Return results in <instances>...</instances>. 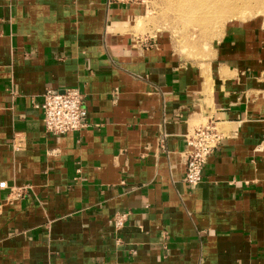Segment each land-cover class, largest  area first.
Masks as SVG:
<instances>
[{
	"label": "crops",
	"instance_id": "obj_1",
	"mask_svg": "<svg viewBox=\"0 0 264 264\" xmlns=\"http://www.w3.org/2000/svg\"><path fill=\"white\" fill-rule=\"evenodd\" d=\"M144 16L0 0V264H264V43L228 25L189 60ZM46 87L78 88L88 125L48 133ZM207 122L223 137L192 187L184 136Z\"/></svg>",
	"mask_w": 264,
	"mask_h": 264
},
{
	"label": "rangeland",
	"instance_id": "obj_2",
	"mask_svg": "<svg viewBox=\"0 0 264 264\" xmlns=\"http://www.w3.org/2000/svg\"><path fill=\"white\" fill-rule=\"evenodd\" d=\"M232 11L212 15L209 0H150L145 16L137 20L142 33H158L179 56L189 60L209 58L215 41L228 25L250 27L264 43V0H223ZM245 30V31H246Z\"/></svg>",
	"mask_w": 264,
	"mask_h": 264
},
{
	"label": "built area",
	"instance_id": "obj_3",
	"mask_svg": "<svg viewBox=\"0 0 264 264\" xmlns=\"http://www.w3.org/2000/svg\"><path fill=\"white\" fill-rule=\"evenodd\" d=\"M107 2L115 5L140 4L146 6L150 0H107ZM40 98L37 107L42 112L43 125L48 133L63 135L78 132L88 125L85 98L78 88L46 87ZM222 137L213 122L201 124L185 134L184 178L188 185L193 187L202 181L203 167L218 147ZM4 186L5 182H1L0 187ZM126 217L125 213H116L114 226L120 228Z\"/></svg>",
	"mask_w": 264,
	"mask_h": 264
},
{
	"label": "bare ground",
	"instance_id": "obj_4",
	"mask_svg": "<svg viewBox=\"0 0 264 264\" xmlns=\"http://www.w3.org/2000/svg\"><path fill=\"white\" fill-rule=\"evenodd\" d=\"M214 2L215 4L212 5L211 8H209V11H211L210 13H212V15H220L223 12H229L232 11V6L234 7V5H230L228 2H224L223 0H209Z\"/></svg>",
	"mask_w": 264,
	"mask_h": 264
}]
</instances>
